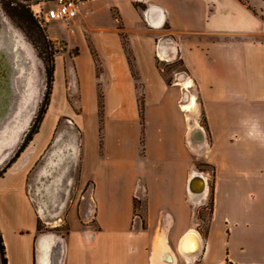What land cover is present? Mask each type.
<instances>
[{"label":"crops","instance_id":"1","mask_svg":"<svg viewBox=\"0 0 264 264\" xmlns=\"http://www.w3.org/2000/svg\"><path fill=\"white\" fill-rule=\"evenodd\" d=\"M97 2H80L71 26L72 32L73 26L86 30L102 63L97 74L84 43L88 78L94 80V73L95 81L105 79L109 96L106 118L136 119L137 115L143 127L129 146L110 144L107 128L101 146L86 149L80 144L69 148L73 159L78 160V187L90 184L91 218L69 224L60 235L62 264H264V84L254 80H262L264 75L261 14L253 11L248 0H114L109 6H101L103 10L112 6L118 10L122 26L118 28L117 19L112 17L110 28L106 22H99L96 9L86 11L88 8L83 7ZM147 7L154 17L159 12L153 26L144 20ZM150 13L147 17L152 19ZM105 31L113 33L112 42L103 37ZM121 35L137 78L130 70ZM108 44L112 46L105 50ZM81 56L79 50L73 57L53 61L50 98L54 97L59 72L63 96L72 87L79 91ZM158 59L179 60L182 67L176 73L177 81L164 80L156 66ZM136 79L144 90L141 98ZM187 81L190 86H185ZM192 97L194 107L196 101L199 103L198 112L194 107L190 111L183 108ZM48 107L45 114H49ZM201 116L203 123L199 121ZM193 119L202 131L199 145L201 131L195 127L192 130ZM41 130L44 116L35 134ZM122 135L132 140L128 130ZM28 144L6 172L33 166L38 158L44 170L46 146ZM195 146H200L199 150ZM196 159L202 162L198 172L206 182L198 200L187 191ZM56 163L51 159L47 165ZM19 171L20 189L4 194L19 199L21 205L12 210L13 204L4 201L5 205L11 204L16 227L12 252L1 223L0 234L7 264H35L38 229L24 192V170ZM209 201L211 208L203 218L199 210ZM26 214L32 222L27 221ZM189 230L201 238L196 258H184L178 251L181 236ZM47 243L43 237L39 264H47ZM52 246L57 249L55 243ZM52 259L57 264V257Z\"/></svg>","mask_w":264,"mask_h":264},{"label":"rangeland","instance_id":"2","mask_svg":"<svg viewBox=\"0 0 264 264\" xmlns=\"http://www.w3.org/2000/svg\"><path fill=\"white\" fill-rule=\"evenodd\" d=\"M248 1H250L249 4L252 5L251 7L253 11L257 14H261L264 19V0ZM110 2L115 3L114 0H98V2L93 6L89 5V7L86 5L83 7L86 9L88 8L86 11L96 9L98 13H96L95 16H97L99 22H106L107 25L109 21L113 20L112 17H114L117 19L116 26L120 28L122 25L117 8L112 6L110 7V10L108 9L109 11L101 9V6L103 8L104 4L109 6ZM45 3L48 4V6L52 5L51 0H0V10L5 15V19L11 25L12 29L26 43L33 55L36 65L35 83L37 89L39 90V95L42 93L44 88V76L42 73L44 59L39 53V48L32 43L14 19L10 18L7 10H11V8L15 7L17 4H22L24 8L28 10V14L36 21L37 25L41 29L51 52L52 63L55 59H59L62 56L67 58L73 57L80 50L82 55L80 59L83 72L81 73L82 77L78 79V82L80 83L79 91L75 90L73 87L70 90L66 89V97L65 95L63 96L64 87L62 84V76L60 72L58 73L57 77H55V86L53 91L54 97L53 99L52 97L50 98V109L48 107L49 114H47V110V113L44 115V130H41L39 134H34L33 141H30L28 144V146H46V152L44 154V170L41 168V160L39 158L36 162L32 163L33 166H20L16 168L14 172L11 171L10 173L6 171L9 170L11 165L4 168L2 167L3 165L0 166V176L6 172L5 177L0 179V223L6 235L10 252H12L16 243V227H14L13 220L11 219L9 206L13 204L12 210H15L21 205L19 204V199L17 200L15 197L4 194L6 191L14 192L15 190L20 189V168L24 170L22 171V181L24 180L25 187L24 192L26 199L32 206L34 218L38 226V235L43 233L63 235L69 229V224L74 225L75 223H79L80 221L83 222L84 220L91 218L90 184L87 182L83 184L82 187L80 186L81 188L78 187V160L76 158L73 159L69 148H71V146H80V144L81 146H85L86 149L89 146H101V141L104 143L106 141L107 128L109 129L108 142L110 144L113 143L114 146H129V143L131 144L133 142V138H136V134L140 135V131L143 127V122H140V117L137 115L135 116L136 119L106 118L104 115L105 105L107 102L106 99L108 100L109 96H106L107 85L105 84V79H98V81H95L97 80L95 79L97 76H94V73L92 76L94 77V80L92 78H88L89 62L88 55L86 53V46L93 57L97 74L100 73V64H102L97 57L98 55H96V49L90 41L89 34L83 29L80 30V32L78 28L81 27L76 26H73L75 32H72L71 26L73 19L67 22L61 20L56 22H45L43 19L35 16L34 10L39 8L41 9V16L43 15L42 11H44ZM126 12L128 17L132 16L128 10H126ZM76 18L77 17H75L74 20ZM85 22L87 23V19ZM81 23V25H84L83 22ZM106 27L110 26L108 25ZM65 32H67L68 35H65ZM104 34L105 35H103V37H108L107 39L110 40V42L113 41L112 32L105 31ZM121 40L124 50L127 52L128 45L124 35H121ZM111 46L112 45L109 44L105 45L104 49L107 50L111 48ZM107 53L109 54V52ZM128 59L130 61L129 65L131 70L133 63L130 56H128ZM156 66L164 80L168 83L177 81L175 79L176 73L181 72L180 69L182 67L177 59L171 62L161 61L158 59ZM133 68L136 73L137 71L134 66ZM257 73L258 72H256V74ZM254 80L259 82V84H264V75L262 76V80H259L257 77H255ZM93 82H95V85ZM96 83H98V85ZM135 84L137 94L139 95V98H141V95L144 94L142 83L140 80L136 79ZM196 103L197 104L193 110H197L196 112H198L199 103L198 101H196ZM74 114L76 115L75 117L73 116ZM193 118L195 119L194 116ZM194 119L192 123L197 125ZM133 120L136 121L133 122ZM199 121L200 123H203L202 116ZM125 130H128L129 133H131L132 140L128 139L127 136L122 135ZM22 137L23 135L20 136V140L15 144V146L19 145ZM14 141L15 139H8L4 131L3 138L0 139V145L11 146ZM136 142L137 146H141L138 141ZM199 148L200 147H196L195 150H199ZM51 159H56L57 163L55 165L48 166L47 162ZM196 161L198 162H195L196 170L194 171L198 172V170L201 169L200 165L202 162L200 159H196ZM87 168L89 169V166ZM85 172L86 170L84 173ZM112 190H115V187H113ZM3 197L7 198L4 199ZM4 201H10L11 204L5 205ZM209 202L205 206L201 207L202 209L199 210V216H202L203 218L207 216L208 210L211 208V206L209 207ZM39 208L42 210V213L38 212ZM140 214H142L141 211ZM25 218H27V221L29 220L32 222L29 214H26ZM13 264H16V261L13 262Z\"/></svg>","mask_w":264,"mask_h":264},{"label":"water","instance_id":"3","mask_svg":"<svg viewBox=\"0 0 264 264\" xmlns=\"http://www.w3.org/2000/svg\"><path fill=\"white\" fill-rule=\"evenodd\" d=\"M150 13V8L147 7L143 14L145 22L153 26L156 22L159 12H157V17H154V12L151 10L152 19L147 17V13ZM156 19V20H153ZM5 35L8 45H4L1 37ZM20 43L15 48V44ZM14 47V50H13ZM18 49L17 54L15 51ZM35 60L31 54L30 49L26 43L21 39V37L12 29L11 25L5 19V15L0 10V139L3 138L4 131H7L10 124L15 121L17 116L23 113V120L28 116V120L23 129H21L18 134L15 136V141L11 146H1L0 156L5 154L2 159H0V166L7 167L11 159L15 156L16 152L20 148L21 144L24 141L28 131L30 130L32 124L35 121V118L38 114L39 108L41 106L44 93L46 90V73L43 66V76H44V88L42 93L39 95V90L36 87L35 83ZM33 92V100L30 98ZM41 97V98H40ZM40 98V99H39ZM29 99V101H27ZM198 129L197 125L192 123V130ZM200 129V128H199ZM201 131V129H200ZM23 135L18 146L15 144L20 140V136ZM200 138H195L198 140L197 144L199 145L202 142V131ZM200 147V146H195ZM2 168V169H3ZM1 169V170H2ZM206 188V182L203 175L200 172L194 171L188 179L187 182V191L189 195L194 199H200ZM45 238L48 239L46 247V262L47 264H53V257H57V264H62L63 260V240L60 235L52 234H39L35 240L36 247V256L35 264H39L38 256L40 253V243L41 240ZM187 238H192L194 243L198 245L196 249H193L189 252L184 251V243ZM55 243L57 249H54L52 246ZM201 250V238L199 234L193 230L186 231L180 238L178 242V251L180 255L184 258L188 256H194L195 258Z\"/></svg>","mask_w":264,"mask_h":264},{"label":"trees","instance_id":"4","mask_svg":"<svg viewBox=\"0 0 264 264\" xmlns=\"http://www.w3.org/2000/svg\"><path fill=\"white\" fill-rule=\"evenodd\" d=\"M10 18L14 19V21L19 25V27L24 31V33L27 35V37L34 43V45L39 48L40 54L44 59V68L46 73V90L44 93V97L41 103V106L39 108L38 114L35 118L34 123L32 124L30 130L28 131L26 137L24 138L23 143L21 144L20 148L16 152L15 156L11 159L7 167L11 165L15 161V159L18 157L20 152L24 149V147L28 144V142L32 139V136L37 133L39 126L41 124V121L43 119V116L47 110L49 99H50V93L52 88V81H53V70L54 65L52 63L51 59V52L49 50V46L44 38V35L37 25L36 21L33 20V18L28 14V10L24 8L22 4H17L15 7L11 8V10H7ZM39 54V55H40ZM128 56H130L129 49L127 50ZM131 59V57H130ZM129 60V59H128ZM130 62V61H129ZM131 64V63H130ZM132 65V64H131ZM132 75L136 77V73L134 71L133 66H131ZM4 172V170H3ZM2 172V173H3ZM209 207L211 206V202H209ZM38 229V226H37ZM0 262L1 264H7V258L5 257V251H4V245L2 241V237L0 234Z\"/></svg>","mask_w":264,"mask_h":264},{"label":"built area","instance_id":"5","mask_svg":"<svg viewBox=\"0 0 264 264\" xmlns=\"http://www.w3.org/2000/svg\"><path fill=\"white\" fill-rule=\"evenodd\" d=\"M84 1L86 0H51V6H48V4L45 3L42 16L40 14V8L34 10V15L43 19L45 22L50 20H61L67 22L77 17L78 5L80 2Z\"/></svg>","mask_w":264,"mask_h":264},{"label":"bare ground","instance_id":"6","mask_svg":"<svg viewBox=\"0 0 264 264\" xmlns=\"http://www.w3.org/2000/svg\"><path fill=\"white\" fill-rule=\"evenodd\" d=\"M1 39H2V42L4 43V45H8V43H6L7 39H6L4 34L1 37ZM17 45H20V43L16 42L15 48H17ZM13 50H14V47H13ZM17 52H18V49L15 51V53L17 54ZM189 84H190L189 81H187L185 86H190ZM30 98L33 100V94H32V96H30ZM194 105H195V102H194V98L192 97L191 98V103L183 105V108L185 110H189L190 111V109L192 107H194ZM23 113L24 112H22L21 115L17 116L15 121H13L10 124V126L8 127V129H6L7 131H5V133H6V137L8 139H12L13 138L12 140H14L15 136L22 129L23 125L26 124L29 116L26 119L24 118V120H23V118H22ZM197 247H198V245L196 243H194V240L192 238H187V240L184 243V251H186V252H189V251H191L193 249H196ZM190 257H193V256H190Z\"/></svg>","mask_w":264,"mask_h":264}]
</instances>
